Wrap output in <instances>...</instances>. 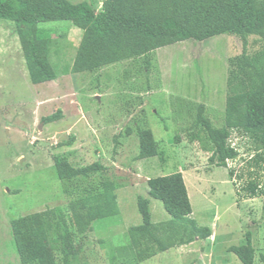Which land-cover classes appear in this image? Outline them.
<instances>
[{
    "label": "rangeland",
    "instance_id": "1",
    "mask_svg": "<svg viewBox=\"0 0 264 264\" xmlns=\"http://www.w3.org/2000/svg\"><path fill=\"white\" fill-rule=\"evenodd\" d=\"M68 1L86 2L97 11L105 0ZM39 31L57 78L33 85L14 23L0 20V264H21L11 235L14 219L50 209L66 212L70 202L101 192L104 181L116 187L120 215L76 235L80 249L74 264H242L228 248L246 244L247 232L255 264H263V197H242L250 176H256L248 165L253 144L232 131L228 143L237 144L238 156L221 168L210 162L204 133L202 141L188 139L200 128L192 129L199 106L212 126L224 125L233 61L256 54L263 39L188 40L146 58L78 74L74 61L83 31L68 21L41 24ZM57 115L52 123L43 121ZM145 128L152 131L159 155L138 160V130ZM54 156L75 168L97 162L106 169L88 179L59 180ZM177 172L186 179L192 217L212 236L139 257L141 247L130 233L142 222L137 198L150 200L153 223L172 219L160 201L148 197L147 181ZM255 172L263 181L264 170ZM242 201L246 209L238 205ZM56 254L60 257L57 248Z\"/></svg>",
    "mask_w": 264,
    "mask_h": 264
},
{
    "label": "trees",
    "instance_id": "2",
    "mask_svg": "<svg viewBox=\"0 0 264 264\" xmlns=\"http://www.w3.org/2000/svg\"><path fill=\"white\" fill-rule=\"evenodd\" d=\"M0 20L14 23L33 85L57 78L49 61L46 41L39 31V25L49 22L68 21L83 31L74 61V71L78 74L146 58L161 48L188 40L202 42L231 35L243 40L259 36L264 41V0H105L99 12L86 2L0 0ZM233 67L228 81L230 95L224 125L212 126L205 116L204 106H199L192 129L200 128L188 134V139L191 143L202 141L204 133L209 145L207 151L211 153L210 162L221 168H227L228 161L238 156L228 143L232 131L248 139L255 152L248 164L254 170L250 175L256 176H250L242 197H263L264 211V180L255 172L264 170V46L252 56L243 54L235 59ZM58 118L59 115L51 116L43 121L48 124ZM138 139V160L159 155L150 129H139ZM181 141L180 135H175L174 143ZM53 162L59 180L88 179L106 169L97 162L75 168L59 156H54ZM229 175L232 178L234 171L230 170ZM147 187L148 197L160 201L172 219L153 223L150 200L143 196L137 198L142 222L131 228L130 233L134 245L141 247L139 257L148 259L157 249L162 252L176 244L211 238V229L200 226L192 217L181 172L150 178ZM115 190L112 182L104 181L101 192H90L70 202L66 212L50 209L14 219L11 235L21 264H74L80 249L76 235L91 233L96 223L120 215ZM245 237L246 244L231 246L228 252L242 264H255L256 250L251 233L247 232ZM260 259L264 264L263 255Z\"/></svg>",
    "mask_w": 264,
    "mask_h": 264
},
{
    "label": "crops",
    "instance_id": "3",
    "mask_svg": "<svg viewBox=\"0 0 264 264\" xmlns=\"http://www.w3.org/2000/svg\"><path fill=\"white\" fill-rule=\"evenodd\" d=\"M101 10V9H100ZM100 10H97V12H99ZM185 180V184H186V179L184 178ZM189 190V189H188ZM238 204V203H237ZM247 201H242V202H239L238 205H240L242 207V209H246L247 208Z\"/></svg>",
    "mask_w": 264,
    "mask_h": 264
},
{
    "label": "built area",
    "instance_id": "4",
    "mask_svg": "<svg viewBox=\"0 0 264 264\" xmlns=\"http://www.w3.org/2000/svg\"><path fill=\"white\" fill-rule=\"evenodd\" d=\"M228 141H229V140H228ZM229 145L231 146V148L235 149V151L238 152V148L236 147L237 144H229ZM229 162H230V161H228V165H229ZM231 162H232V161H231Z\"/></svg>",
    "mask_w": 264,
    "mask_h": 264
},
{
    "label": "water",
    "instance_id": "5",
    "mask_svg": "<svg viewBox=\"0 0 264 264\" xmlns=\"http://www.w3.org/2000/svg\"><path fill=\"white\" fill-rule=\"evenodd\" d=\"M40 128H41V126H40Z\"/></svg>",
    "mask_w": 264,
    "mask_h": 264
}]
</instances>
